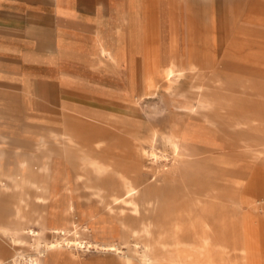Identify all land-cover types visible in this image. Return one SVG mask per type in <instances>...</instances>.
<instances>
[{
  "label": "rangeland",
  "instance_id": "obj_1",
  "mask_svg": "<svg viewBox=\"0 0 264 264\" xmlns=\"http://www.w3.org/2000/svg\"><path fill=\"white\" fill-rule=\"evenodd\" d=\"M169 1L142 11L147 53L0 101L24 144L0 147V264L55 239V264H264V0Z\"/></svg>",
  "mask_w": 264,
  "mask_h": 264
},
{
  "label": "crops",
  "instance_id": "obj_2",
  "mask_svg": "<svg viewBox=\"0 0 264 264\" xmlns=\"http://www.w3.org/2000/svg\"><path fill=\"white\" fill-rule=\"evenodd\" d=\"M151 1L156 6L161 3L163 10L166 4L176 2ZM146 3L147 0H0V101L15 100L24 107H35L51 100V93L63 84L60 74L64 69H89L96 62L99 67L107 54L117 61L132 59L136 46L138 52L147 53L138 40ZM107 31L113 37L111 42L105 39ZM95 110L62 103L59 114L66 116L74 111L89 115ZM10 133H0V147L10 146L11 140L18 141L15 146L22 144Z\"/></svg>",
  "mask_w": 264,
  "mask_h": 264
},
{
  "label": "bare ground",
  "instance_id": "obj_3",
  "mask_svg": "<svg viewBox=\"0 0 264 264\" xmlns=\"http://www.w3.org/2000/svg\"><path fill=\"white\" fill-rule=\"evenodd\" d=\"M173 65H174V62L172 63ZM167 71H166V74H167V76L168 77H170L171 76V73L173 72V70H174V68H173V66H169L167 69H166ZM198 91V90H197ZM200 91V90H199ZM226 102H228V101H226ZM65 138V137H64ZM11 147V146H10ZM13 147V146H12ZM22 147V146H21ZM60 151H62V150H60ZM9 153V152H8ZM7 153V154H8ZM64 153V152H63ZM155 155V154H154ZM6 157V156H5ZM13 157V156H12ZM8 160V159H7ZM11 163V162H10ZM13 163V162H12ZM6 165V164H5ZM86 166V165H85ZM6 167V166H5ZM86 167H88V166H86ZM93 167V166H92ZM45 170V169H44ZM7 171V170H6ZM93 171H94V169H93ZM99 172V171H98ZM9 173V172H8ZM11 174V173H10ZM5 176V175H4ZM6 177V176H5ZM7 180V179H6ZM10 183V182H9ZM137 190H138V188H137ZM7 191V190H6ZM8 192V191H7ZM139 194V193H138ZM37 197V196H36ZM128 198V197H127ZM68 222V220L66 219V223ZM69 223V222H68ZM122 224H124L123 222H121ZM70 224H72L73 226L75 225V227L78 225V222H71ZM124 226L126 227V225L124 224ZM207 226H208V228H210L211 226H212V223L210 222V221H208L207 222ZM35 228V227H34ZM34 228H31V227H28L27 229H28V231H29V233L30 234H32L33 235V237H35V240L36 239H38L40 236V232L39 231H37V229H34ZM77 228V227H76ZM43 231L45 230V228H43L42 229ZM131 230V229H130ZM56 232L57 233H59V232H61L60 230H59V228L58 229H56ZM133 232V231H132ZM134 232H136V231H134ZM151 233H153L152 232V230L150 229V228H146V229H144V234L146 235V236H150L151 235ZM63 243H64V241H59L58 239H55V240H53V241H50V242H47V243H45L44 244V246H45V253H41L40 254V256L38 257V258H35V259H33V258H30L27 262L29 263V264H46L45 263V261H46V259L47 260H49V262H53V263H56V253L58 252L57 251V249H60L62 246H63ZM68 243H71V244H73V242H70V241H67V244ZM78 243V242H77ZM80 243V242H79ZM70 244V245H71ZM84 244H86L85 246H89L90 244H91V242H89V241H87V242H85ZM34 247L35 246H37V244L34 242ZM97 245V244H96ZM74 246V245H73ZM98 246H100L102 249H104V250H117L118 248L115 246V244H99ZM97 246V247H98ZM38 251H39V249H38ZM42 251V250H41ZM20 256V255H19ZM42 256H44L43 258H42ZM53 256V257H52ZM20 257H22L23 258V256H20ZM26 260V259H25Z\"/></svg>",
  "mask_w": 264,
  "mask_h": 264
}]
</instances>
